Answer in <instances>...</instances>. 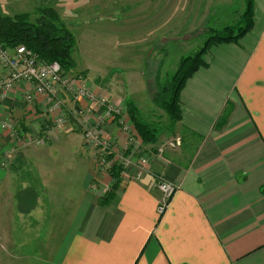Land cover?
I'll use <instances>...</instances> for the list:
<instances>
[{
    "label": "crops",
    "instance_id": "crops-1",
    "mask_svg": "<svg viewBox=\"0 0 264 264\" xmlns=\"http://www.w3.org/2000/svg\"><path fill=\"white\" fill-rule=\"evenodd\" d=\"M252 1L251 30L238 43L212 47L207 67L197 70L180 92L178 124L187 138L177 151L163 149L160 142L142 145L133 131H122L123 117L130 124L129 99L81 78L120 112L98 124V139L110 144L114 157L128 147L141 150L137 158L148 159L140 180L135 178L139 169L125 168L107 203L101 199L113 181L107 170L96 169L95 150L85 146L80 127L102 116L103 109L66 100L64 122L57 129L53 122L61 114L48 119L41 110L35 113L20 99L21 91L17 101L5 103L19 131L44 141L27 145L0 132V156L9 151V168L0 167V264H27L28 253H4L3 247L17 245L13 229L24 231V243L27 231L40 226L49 231L38 245L48 246L40 250L41 264H264V0ZM34 106L39 109L38 100ZM84 108L91 110L83 111V118L79 109ZM152 150L161 152L159 158L150 157ZM62 158L69 163L62 164ZM158 178L176 187L161 214ZM65 179L78 181L79 191H70V202L62 201L65 191L55 192L56 208L42 212L36 186Z\"/></svg>",
    "mask_w": 264,
    "mask_h": 264
},
{
    "label": "rangeland",
    "instance_id": "rangeland-1",
    "mask_svg": "<svg viewBox=\"0 0 264 264\" xmlns=\"http://www.w3.org/2000/svg\"><path fill=\"white\" fill-rule=\"evenodd\" d=\"M48 7L56 12L59 22L75 39V47L71 51L75 68L71 74L62 71V81L69 88L72 87V91L64 88L60 98L63 101L71 100L77 89L82 88L81 78H86L87 82L97 87L95 81L100 89L135 102L141 116L157 125L161 131L158 135L161 147L177 151L182 147L183 139L187 138L179 127L180 121L170 131V120L153 104L151 96L158 91V87L171 80L181 58L194 54L203 46L211 30L221 31L226 26L241 25L246 0H0V17L14 19L22 16L35 22L44 12L43 9ZM208 53L203 57L204 61ZM83 85L88 91L89 87H93L85 83ZM89 92L98 95L92 90ZM40 110V106L39 109L34 107L35 113H40ZM137 141L141 143L140 139ZM163 149L160 148L161 151ZM134 152L136 155L131 157V167L140 169L143 166L136 163L141 164L142 160L146 167L148 159L145 155L137 158L141 150ZM3 154L0 162L5 158ZM160 154L159 150H152L150 157L159 158ZM93 158L95 160V154ZM62 160V164L69 163L67 158ZM95 163L99 172H105L106 169L97 166L96 160ZM5 164L3 169L9 168L8 162ZM144 167L139 178L135 175L136 180L141 179ZM161 180L158 178L155 181ZM44 184L42 189L36 186L42 196V212L45 208H56L59 197L54 196L55 192L65 191L62 201L70 202L74 197L70 191L78 192L80 188L78 181L69 183L66 179L63 182L60 180ZM67 211L68 206L62 208V217ZM4 216L10 221L9 213ZM40 216L47 217V214L40 212ZM41 227L29 229V237H23L24 243H20V235L24 231L13 229L12 233L19 241L15 240L17 245L12 249L4 245V253L11 250L14 255L28 253V258L24 260L27 264H41L40 250L47 251L48 246H40L39 249L38 245L49 232Z\"/></svg>",
    "mask_w": 264,
    "mask_h": 264
},
{
    "label": "trees",
    "instance_id": "trees-1",
    "mask_svg": "<svg viewBox=\"0 0 264 264\" xmlns=\"http://www.w3.org/2000/svg\"><path fill=\"white\" fill-rule=\"evenodd\" d=\"M35 22H30L24 17H0V45L4 48H15L25 46L32 50L40 60L44 62H57L61 70L71 74L75 65L71 58V51L75 47L73 35L67 31L59 22L58 15L51 7L43 9ZM254 21V3L246 0V7L241 17L240 26H226L221 31H210L209 37L203 46L194 54L179 60L178 67L170 81L158 87V91L152 94L153 104L162 110L170 120V131L181 119L180 92L186 81L200 68H206L204 56L209 50L217 45L238 43L252 28ZM85 74V73H84ZM125 111L132 126L135 137L140 139L142 145H153L158 143V135L161 131L157 125L148 122L141 116L135 102L127 100ZM228 109L224 110L219 118V123L226 119ZM132 146V144L130 145ZM134 147V145H133ZM128 148V155L134 152ZM125 153V152H123ZM113 154L108 156L112 160ZM113 183L110 190L101 199V203H107L114 193L119 189L123 169L116 163L106 168Z\"/></svg>",
    "mask_w": 264,
    "mask_h": 264
},
{
    "label": "built area",
    "instance_id": "built-area-1",
    "mask_svg": "<svg viewBox=\"0 0 264 264\" xmlns=\"http://www.w3.org/2000/svg\"><path fill=\"white\" fill-rule=\"evenodd\" d=\"M83 84L84 83L81 82L82 88L77 89L71 101L76 104L83 101L87 102V104L89 103L88 106L95 104L96 107H101L100 109H103V115H99L98 118L94 119V122H88L80 126L84 144L89 149L95 150L93 154H95V160L99 168H104L105 170L113 161L116 162L118 166L120 165L124 171L125 168L131 166L132 155L126 157L122 153H119L120 155H116V157L113 155L111 161L108 160V156L113 154L111 146L107 144V142L98 139L97 136L98 124L104 119L108 121L117 116V114H120L119 109L112 105L106 98L98 97L89 92L91 90L88 91ZM64 88L72 91V87L69 88V85L66 84L65 81H62V70L57 62H44L25 46H17L10 49L0 45V132H7L11 138L16 141L21 140L27 145H40L44 141L43 138L37 137L31 139V137L19 131L17 123L4 110L5 103L17 101L16 94L21 91L20 99L23 103L34 110L35 102L38 100L42 115L49 119L57 113H59L57 115H60L61 111L64 110L65 102L60 98ZM90 110V108L79 109V113L81 116L83 115L84 118L87 113L83 111L90 112ZM71 113L75 115L76 112L72 111ZM85 120H87V118H85ZM63 122L64 117H62L61 114L60 118L53 123L57 129H60L61 123ZM120 122L122 124V131L126 133L132 131L125 121V117H123ZM128 141L130 144H134L133 138H130ZM7 155L9 156V151H5L3 154L5 158L0 162L1 168L6 167L5 162H7ZM145 164L144 160L141 161V164L138 162V165L143 167ZM143 167H141L137 173L138 178L141 176ZM155 187L160 194L158 213L161 214L167 208L171 197L176 191V187L163 180L156 182Z\"/></svg>",
    "mask_w": 264,
    "mask_h": 264
}]
</instances>
